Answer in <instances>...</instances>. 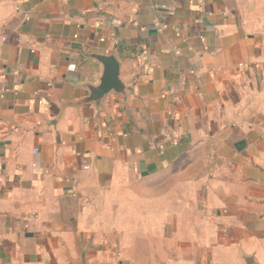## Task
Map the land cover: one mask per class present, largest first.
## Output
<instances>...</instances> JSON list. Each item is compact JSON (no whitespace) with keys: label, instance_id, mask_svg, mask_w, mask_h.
<instances>
[{"label":"crops","instance_id":"0c3cea01","mask_svg":"<svg viewBox=\"0 0 264 264\" xmlns=\"http://www.w3.org/2000/svg\"><path fill=\"white\" fill-rule=\"evenodd\" d=\"M0 90L4 264H264V0H0Z\"/></svg>","mask_w":264,"mask_h":264},{"label":"water","instance_id":"95a60500","mask_svg":"<svg viewBox=\"0 0 264 264\" xmlns=\"http://www.w3.org/2000/svg\"><path fill=\"white\" fill-rule=\"evenodd\" d=\"M87 59H92L102 67V73L96 83H83L79 87L88 92V96L78 102L66 103L67 107H80L83 105H94L96 109L103 107L104 100L110 95L120 96L127 102L131 95L126 81L123 79L122 66L117 57L113 54L105 53H82ZM247 146L246 141L242 140L235 144L237 151H243ZM252 259V258H251ZM247 264H251L246 259ZM81 264L86 263V256H83Z\"/></svg>","mask_w":264,"mask_h":264},{"label":"built area","instance_id":"2783aa9c","mask_svg":"<svg viewBox=\"0 0 264 264\" xmlns=\"http://www.w3.org/2000/svg\"><path fill=\"white\" fill-rule=\"evenodd\" d=\"M26 20H29V18L28 17H26ZM103 24V23H102ZM176 32H177V35L178 36H181V29L180 28H176ZM103 40V39H102ZM2 94H3V92L0 90V95L2 96ZM173 145L174 146H177L178 145V143L176 142V141H174L173 142ZM161 149H163V146H161L160 147ZM35 152H38V150L37 149H35ZM82 165H83V169L85 170V171H88V170H90V163L88 162V160L87 159H82ZM74 188L72 189V194L73 195H75L76 194V187L78 186V181H75L74 182ZM29 229V222L28 221H24V230L25 231H27ZM2 235H3V233H2V231L0 230V240H1V238H2ZM0 264H4L3 263V259L0 257Z\"/></svg>","mask_w":264,"mask_h":264},{"label":"rangeland","instance_id":"374dc122","mask_svg":"<svg viewBox=\"0 0 264 264\" xmlns=\"http://www.w3.org/2000/svg\"><path fill=\"white\" fill-rule=\"evenodd\" d=\"M251 75H253V73L248 72V71H245V72L242 71L240 73H237L236 77L241 78L243 80H252Z\"/></svg>","mask_w":264,"mask_h":264}]
</instances>
